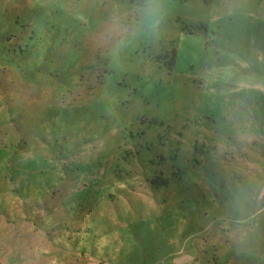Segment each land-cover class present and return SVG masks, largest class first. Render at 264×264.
Returning a JSON list of instances; mask_svg holds the SVG:
<instances>
[{"label": "rangeland", "instance_id": "1", "mask_svg": "<svg viewBox=\"0 0 264 264\" xmlns=\"http://www.w3.org/2000/svg\"><path fill=\"white\" fill-rule=\"evenodd\" d=\"M0 0V264H264V0Z\"/></svg>", "mask_w": 264, "mask_h": 264}, {"label": "clouds", "instance_id": "2", "mask_svg": "<svg viewBox=\"0 0 264 264\" xmlns=\"http://www.w3.org/2000/svg\"><path fill=\"white\" fill-rule=\"evenodd\" d=\"M140 13L144 27L151 32H155L164 16L162 0H143Z\"/></svg>", "mask_w": 264, "mask_h": 264}]
</instances>
